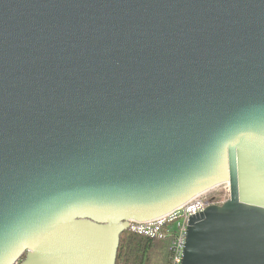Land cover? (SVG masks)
<instances>
[{
  "label": "water",
  "instance_id": "obj_1",
  "mask_svg": "<svg viewBox=\"0 0 264 264\" xmlns=\"http://www.w3.org/2000/svg\"><path fill=\"white\" fill-rule=\"evenodd\" d=\"M222 181L181 264H264V0H0V264H115Z\"/></svg>",
  "mask_w": 264,
  "mask_h": 264
},
{
  "label": "built area",
  "instance_id": "obj_2",
  "mask_svg": "<svg viewBox=\"0 0 264 264\" xmlns=\"http://www.w3.org/2000/svg\"><path fill=\"white\" fill-rule=\"evenodd\" d=\"M230 198V183L222 181L203 191L171 212L147 221H128L131 232L149 238L168 240L167 264H181L189 218L198 215L210 205H221ZM22 258L13 264H21Z\"/></svg>",
  "mask_w": 264,
  "mask_h": 264
},
{
  "label": "trees",
  "instance_id": "obj_3",
  "mask_svg": "<svg viewBox=\"0 0 264 264\" xmlns=\"http://www.w3.org/2000/svg\"><path fill=\"white\" fill-rule=\"evenodd\" d=\"M168 240L149 238L129 230L119 235L115 264H167Z\"/></svg>",
  "mask_w": 264,
  "mask_h": 264
},
{
  "label": "bare ground",
  "instance_id": "obj_4",
  "mask_svg": "<svg viewBox=\"0 0 264 264\" xmlns=\"http://www.w3.org/2000/svg\"><path fill=\"white\" fill-rule=\"evenodd\" d=\"M222 205V204H221ZM211 206V205H210Z\"/></svg>",
  "mask_w": 264,
  "mask_h": 264
}]
</instances>
